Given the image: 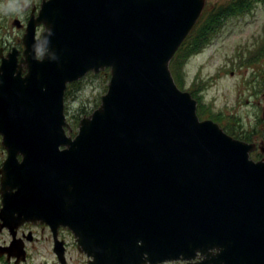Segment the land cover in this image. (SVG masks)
I'll return each instance as SVG.
<instances>
[{
  "label": "water",
  "instance_id": "obj_1",
  "mask_svg": "<svg viewBox=\"0 0 264 264\" xmlns=\"http://www.w3.org/2000/svg\"><path fill=\"white\" fill-rule=\"evenodd\" d=\"M205 4L48 0L26 35V76L6 73H20L17 62L2 67L3 189H18L4 192L5 205L24 221L32 202L50 198L39 214L55 218L61 207L89 264H264V162L201 120L170 68ZM106 67L108 90L72 138L67 85Z\"/></svg>",
  "mask_w": 264,
  "mask_h": 264
},
{
  "label": "flooded vegetation",
  "instance_id": "obj_2",
  "mask_svg": "<svg viewBox=\"0 0 264 264\" xmlns=\"http://www.w3.org/2000/svg\"><path fill=\"white\" fill-rule=\"evenodd\" d=\"M46 1L0 0V76L2 65L6 60H17L21 76L27 73L28 68L23 62L27 58L26 35L30 32V24L36 20ZM233 1L237 5L244 2V0ZM259 7L264 9V0L253 3L249 13L254 15ZM44 29L42 23L35 28V36L39 40ZM246 42L250 45L247 54L245 53L249 56L248 68L240 71V76L244 78L243 84L247 85V93L250 96L246 102L256 109L257 114L244 122L233 116L227 117L223 112L212 119L233 138L253 146L249 152L250 159L254 162H264V54H262L264 23L259 25V32L250 33V39L248 38ZM38 46L37 57L41 58L45 48L42 42L38 43ZM232 58L241 70V54L234 53ZM232 70L230 72L235 74ZM17 74L19 73L14 72L12 75ZM58 147L60 150L63 149L62 144ZM8 157L9 150L4 144L3 134L0 133V264H89L92 258L80 243L78 226L64 221L63 209L57 206L55 218L47 213L39 214L51 200L50 198L47 203L41 201L44 205L32 202L31 208L26 210H32L33 215L24 221H22L24 215L19 210L12 206L6 207L4 192L15 194L18 190L15 185L8 190L3 189V171ZM17 158L22 161L23 156L19 154ZM34 189L35 185H33ZM39 191L36 185V192ZM178 264H187V262Z\"/></svg>",
  "mask_w": 264,
  "mask_h": 264
},
{
  "label": "rangeland",
  "instance_id": "obj_3",
  "mask_svg": "<svg viewBox=\"0 0 264 264\" xmlns=\"http://www.w3.org/2000/svg\"><path fill=\"white\" fill-rule=\"evenodd\" d=\"M231 1L206 0L204 11L213 10L218 5L230 6ZM257 1L244 0L242 4L219 11L215 20L208 25L209 39L205 38L204 32L199 48H194L177 66L182 78L181 87L192 92L199 102V110H205L208 117L216 118L223 112L227 117L233 116L244 122L257 114L256 109L246 102L250 96L247 85L243 84L244 78L240 76V71L248 68L249 56L246 54L250 45L246 41L250 39V33L259 32V25L264 23L262 7L254 15L249 13L252 4ZM240 49L243 59L241 70L232 58ZM231 68L235 74L230 72ZM108 82V78L106 80L90 74L83 79L79 90L74 88L67 95L66 115L73 129L77 131L78 116L82 118L97 108Z\"/></svg>",
  "mask_w": 264,
  "mask_h": 264
},
{
  "label": "trees",
  "instance_id": "obj_4",
  "mask_svg": "<svg viewBox=\"0 0 264 264\" xmlns=\"http://www.w3.org/2000/svg\"><path fill=\"white\" fill-rule=\"evenodd\" d=\"M234 1H231L230 6H224V5H218L213 10L204 11L201 18L199 19L196 27L193 29V31L188 35V37L185 39V41L180 46L179 50L177 51L176 55L171 61V70L174 75V78L177 82V84L181 87L182 84V78L178 72L177 66L179 63L191 52H193L194 48H199V41L201 40V36L205 32L206 39H209V31L208 25L215 20V16H217L218 12H222L224 10H228L231 8V6L235 5L237 6V3L233 4ZM95 76H102L104 79L107 80L109 77V71L105 70L101 74H93ZM83 84V81H76L74 83H71L68 85L67 93L66 95H70L71 91L75 88V90H79L81 85ZM182 88V87H181ZM99 105V102L97 103V107ZM200 109V108H199ZM199 115L201 118L208 117L206 116V111L202 109V111L198 110ZM80 119V117H77V120Z\"/></svg>",
  "mask_w": 264,
  "mask_h": 264
},
{
  "label": "bare ground",
  "instance_id": "obj_5",
  "mask_svg": "<svg viewBox=\"0 0 264 264\" xmlns=\"http://www.w3.org/2000/svg\"><path fill=\"white\" fill-rule=\"evenodd\" d=\"M27 212H33L32 210H26ZM23 214V213H22ZM26 213H24L23 215L25 216Z\"/></svg>",
  "mask_w": 264,
  "mask_h": 264
}]
</instances>
